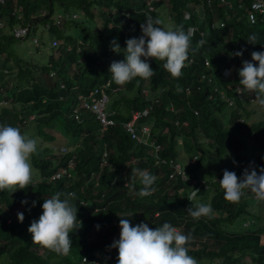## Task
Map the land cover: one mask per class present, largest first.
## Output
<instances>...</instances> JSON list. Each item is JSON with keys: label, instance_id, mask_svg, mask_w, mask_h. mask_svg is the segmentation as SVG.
<instances>
[{"label": "trees", "instance_id": "obj_1", "mask_svg": "<svg viewBox=\"0 0 264 264\" xmlns=\"http://www.w3.org/2000/svg\"><path fill=\"white\" fill-rule=\"evenodd\" d=\"M252 1L5 0L0 4V19H5L0 27V101L6 102L0 103V124L20 128L22 133L36 138L43 149L38 152L37 146L32 186L0 191V264L117 263L118 248L111 245L119 239L116 233L122 218L132 225L147 223L150 228L168 222L190 235L192 239L186 247L198 264H264V200L254 198L255 193L245 189V195L233 203L225 200L224 190L199 188L190 201L187 185L176 174L174 179L168 177L174 172L170 160L190 148L197 150L199 156L196 164L188 163L190 172L194 167H211L207 156L212 154L217 161L212 173L219 172L218 167L223 172L226 166L229 171L237 169L234 172L242 177L250 162H254L258 174L264 167V121L253 116L251 106L242 113L239 108L229 109L226 100L214 90L215 86L223 87V83L232 87V82L222 79L223 66L241 58V62L248 60L258 66L251 53L264 52V16L259 15L253 24L246 19L245 8ZM42 8L45 10L41 13ZM12 11L23 14V23L48 25L49 42L40 41L35 48L40 49L41 45L51 49L49 63L17 62L11 46L18 39L3 35L16 23ZM58 14L62 16L58 18ZM148 16L160 18L164 25L173 28L183 26L185 32L189 26L196 27L191 47L197 50L190 51L191 62L186 61L179 78L164 69V61L150 59L155 72L151 78L136 77L117 85L108 71L110 64L125 58V41L142 35L140 25ZM114 20L118 24L112 23ZM71 28L79 30L80 43H73L68 34ZM251 36L256 37L254 44L247 40ZM53 40L57 41L56 46H52ZM113 40L121 52L112 50ZM201 40L204 44L198 47ZM241 49L242 56L231 57L234 50ZM108 79L118 90L111 104L117 110L113 116L117 124L100 132L90 114L85 124H78L70 114L73 99L80 93L88 96L97 84ZM189 85L194 87L188 96L185 88ZM198 86L201 91L195 88ZM144 87L153 92L152 97L145 96ZM226 92L235 95L227 86ZM209 94L220 102L218 108L216 103L213 105L223 111L226 119L221 124L213 119L215 126L211 129V101L206 99ZM150 105L153 108L144 120L160 130L161 135L155 137L159 144L156 155L153 148L145 152L142 145L133 149L129 134L120 124L130 118L131 110ZM235 105H242V101L235 97ZM195 109L198 114H194ZM31 116L35 118L30 119ZM184 119L189 126L182 124ZM33 127L36 132L31 130ZM84 131L88 138L77 148L76 159L70 154L60 156L44 143L62 139L75 142ZM177 137L183 138L182 145L176 142ZM204 137L211 141L210 146L219 143L230 150L234 148V156L222 157L221 149L225 147L209 148L199 141ZM104 151L109 152L108 163L101 169ZM69 158L71 167L67 166ZM62 169L65 173L60 178L49 180L52 173ZM140 171L156 177V191L151 195L139 194L143 187ZM56 192L76 193L72 203L82 221V227L70 233L73 243L67 255L32 242L28 231L31 222L42 214L44 200ZM23 200L27 203L22 204ZM198 202L211 205L210 217L194 219L189 215L188 208ZM18 212L24 214L23 222L18 220ZM9 216L11 221L7 223Z\"/></svg>", "mask_w": 264, "mask_h": 264}, {"label": "clouds", "instance_id": "obj_2", "mask_svg": "<svg viewBox=\"0 0 264 264\" xmlns=\"http://www.w3.org/2000/svg\"><path fill=\"white\" fill-rule=\"evenodd\" d=\"M4 3L5 0L0 1V4ZM44 10L45 8H42L41 13ZM245 11L247 15L246 19L248 20L250 5L246 6ZM12 15L15 17L16 23L11 28L10 34L18 40H23L31 36L32 43L36 45L39 44L40 36L33 33L35 29L29 21L23 23V14L18 11H12ZM259 15L264 16V12L257 13V18ZM61 16L60 14L57 15L58 18ZM2 25L1 22L0 27H2ZM40 25H43L44 29H48L46 23L40 22ZM140 26L142 35L129 38L125 41L126 48L123 49L125 58L123 60L111 62L108 71L112 74V80L117 85H124L131 82L136 77L143 79L151 78L155 72L149 63L150 59L164 61V69L168 71L173 78H179L182 75V69L186 66V61L189 60L188 62H191L189 59L190 51L195 52L197 50L191 47V37L193 33L188 32V30L185 32L183 26L173 28L164 25L163 20L151 16L146 17L145 22ZM18 27L27 28V34L20 38L15 37L13 30ZM255 39V36H251L247 40L249 43H253ZM203 44V40L199 41L198 47ZM111 45L113 51L117 53L121 52L120 45L115 40L111 42ZM242 55L243 49L237 52L234 50L231 53L232 58ZM251 57L252 61H258V66L248 60L241 62L242 58L240 60H234L230 66H223V69H221L222 79L224 82H232V87L230 85L228 86V83H223V87L215 86L214 90L221 94V99L226 100L229 109L239 108V113H242L245 109H248L246 107L251 106L252 110L249 109V111L255 114L253 116L259 121H264V52L253 51ZM102 83L97 84L95 87ZM226 86L234 91V96L227 94ZM192 87L194 86L190 87L189 85L185 88L186 95L188 94L189 96L191 94L193 90ZM195 88H197L198 91L202 89L199 86ZM92 91L88 96L84 94L89 98L88 100L95 98L92 97ZM142 91L147 97L153 96V94H151L153 92L148 88L145 89L144 87ZM117 92L118 90L114 93H110V96H115ZM211 94L206 97L207 100L211 101V113L209 114L211 119L208 123L209 129L215 126V124L212 123L213 119L217 120V124L226 121L223 111L220 108L216 109V107H219L220 102L215 100L214 96ZM116 96H118V94ZM77 97L73 99L70 114L78 124H85L89 120L87 114L93 116V121L97 122L100 132H104L117 124L116 119L113 117L116 116L117 110L108 107L110 100L107 105V110L115 111V114L110 116V118L115 120V123L112 126H108L106 130L103 131L94 115L80 106ZM235 97L242 101V105H235ZM2 101H0V103H2ZM213 103H216V107H214ZM152 108L153 107L150 105L142 109H133L129 112L130 118L120 122V124L129 134V139L133 143L132 146L135 145V147H137L142 145L145 146L148 151L153 148L155 152L152 153L156 155V151L159 150V144H157L158 142H156L155 137L161 135L160 130L151 122H146L144 120L148 117V113ZM171 110L174 111V109ZM76 111L81 115V118L75 117ZM198 113V109H195L194 114ZM259 116H263V119H259ZM33 118H35V116L30 117V119ZM240 118L241 121L244 120V117ZM178 123L179 122H176V124ZM128 124L132 127L136 137H133L132 133L128 130ZM182 124L189 126V121L184 119L182 120ZM166 132L167 129H164V133ZM85 137L88 138L87 131L82 132L81 136L75 142H71L68 139L64 141V139H62L58 142H46L44 140V143L52 149V152L60 153V156L70 154L71 158L76 159L78 155L77 148L80 145L83 146V139ZM202 139L203 141H199L206 144L209 148L227 147L223 144L219 145V143H217L215 147L213 145L210 146V140L205 137ZM41 140L43 139L41 138ZM175 140L178 145L183 144L182 137H177ZM206 145L203 146L206 147ZM37 146L39 147L38 152H41L43 149L40 148V143L36 138L31 137L28 133H22L18 127L0 124V191L5 189H26L29 185L32 186L35 183L33 182L31 157L37 152ZM234 150L235 149L232 148L231 156H234ZM262 154L264 155V151H262ZM102 155L100 168L104 169L102 165L108 163L107 158L109 152L104 151ZM176 157L177 158L170 160L173 162L172 166L174 172L169 173L168 177L174 179L176 178V174V176L187 185L189 188L188 199L190 201L194 200L199 188L211 190V192L218 189L220 191L224 190L225 200L233 203L238 202L240 198L245 195V189L255 193L253 196L254 198L257 197L259 200H264V167H260L258 174L254 162H250L249 166L244 169L242 177H238L235 173L237 169L234 170L235 172L227 169L222 172L218 167L219 172L212 173L215 166L211 165V167L206 169L205 173L198 175L202 178L200 179L195 177L198 169L194 167L192 173L189 171L190 167L188 168V163L196 164L197 158L199 157L197 153H195L191 159H188V161H184L182 158H179L178 155ZM225 160L226 159H224V161ZM160 161L163 162L164 160ZM71 162V159L67 162L68 167L72 166ZM175 163L179 165L183 175L175 168ZM135 171L136 169H134V172ZM64 173V169L52 173L49 176V180L53 181L58 179ZM139 175L143 185L139 194L141 196H147L154 193L156 189L153 185L156 177L146 171H140ZM61 197H63V199ZM75 198L76 193L74 192H56L55 195L44 200L42 204V214L39 216L38 220H33L28 228V231L32 234V242L58 254L67 255L70 252L73 243L70 233L82 227V221L77 218L78 209L72 203ZM21 203L26 204L27 201L23 200ZM33 205H35V201H33ZM188 212L192 218L199 219L202 216L210 217L212 208L211 205L198 202L193 207H189ZM17 216L18 220L23 222L24 214L18 212ZM10 221L11 216L8 217L7 223H10ZM119 226V239L115 240L111 245V247L118 248L117 264H198V261L188 254L189 249L186 247L192 237L183 234L168 222H164L162 226L150 228L148 224L144 222L133 226L128 219L122 218L119 221ZM98 227L99 225H97V228Z\"/></svg>", "mask_w": 264, "mask_h": 264}, {"label": "rangeland", "instance_id": "obj_3", "mask_svg": "<svg viewBox=\"0 0 264 264\" xmlns=\"http://www.w3.org/2000/svg\"><path fill=\"white\" fill-rule=\"evenodd\" d=\"M112 23L118 24V21L114 20ZM40 31H41V25L39 22L37 25V29H36L35 34L37 36H40V41L48 43L49 42V36L47 34L40 33ZM68 34L73 37V39H74L73 43H80L81 42V38H80L81 36H80V32L78 29L71 28L68 30ZM13 43H14V45L11 46L13 49L12 54H14L16 56L15 58H16L17 62L28 63V64H32V63L33 64H47V63H49V53L51 52V49L50 48L48 49V48H46V46L44 47L43 45H42L43 47H41V45H40V47H39L40 49H36L35 48L36 44L32 43L31 36H29L23 40H15V41H13ZM0 92H1V90H0ZM114 98H115L114 95L110 96V103H109L108 107H111V104H112V101ZM253 115H255V114H253ZM259 119H263V116H259ZM34 127L31 130L36 132V130H34ZM64 141H65V139H64ZM132 148L133 149L136 148L135 145H133ZM221 150L223 152L222 157L227 158L231 155L232 151L228 147L222 148ZM144 151L147 152L145 147H144ZM196 152H198V151L193 149V148H190L188 150H183L182 153H184V154H179L178 157L182 158L184 161H188V159H191ZM145 155L148 156V154H145ZM146 156H144V157L146 158ZM37 157H38V155H36V154L32 155V157H31V164H32V172L33 173H34V168H35L34 162H35ZM207 161L211 162L210 163L211 165L217 164L216 163L217 161L215 160L213 154L209 157L207 156ZM223 166H224V164H223ZM203 167H201L200 169L197 170V172H196L197 175H200L201 173L206 172V169H204ZM225 169H227L226 166L224 167L223 170H225ZM200 179H202V178H200ZM262 214L264 215V210H263ZM136 224H139V223H135V224H133V226H135ZM119 234H120V228L118 229V231L116 233L117 238L119 237ZM261 242H264V235L262 236ZM112 264H117V263L112 261Z\"/></svg>", "mask_w": 264, "mask_h": 264}, {"label": "built area", "instance_id": "obj_4", "mask_svg": "<svg viewBox=\"0 0 264 264\" xmlns=\"http://www.w3.org/2000/svg\"><path fill=\"white\" fill-rule=\"evenodd\" d=\"M3 1V0H0ZM229 3V2H228ZM263 13L264 12V1L263 0H253L250 4V12L248 14V20L250 23H254L257 19V13ZM196 30V27L191 26L188 29V32L193 33ZM13 34L15 37L20 38L27 34V28L24 27H18L13 30ZM36 40V39H34ZM52 45L56 46L57 41L53 40ZM116 88H113L111 86V81L108 79L104 81L101 85L94 88L92 91V97H95L91 100H88L89 98L85 96L84 94H79L77 97L78 102L80 103V106L85 109L87 112H90L94 115L95 119L98 121L101 130H106L108 126H112L115 123V120L110 118L111 115L115 114V111H108L107 105L110 100V93L116 92ZM2 103H6L5 101H2ZM76 118H81V115L76 111L75 114ZM128 130L132 133L133 137H136V135L133 132L132 127L130 124H128ZM171 164L173 162L171 161ZM175 168L178 169V172L183 175V172L179 168V165L175 163Z\"/></svg>", "mask_w": 264, "mask_h": 264}, {"label": "crops", "instance_id": "obj_5", "mask_svg": "<svg viewBox=\"0 0 264 264\" xmlns=\"http://www.w3.org/2000/svg\"><path fill=\"white\" fill-rule=\"evenodd\" d=\"M4 20H5V19H2V18H1V19H0V23H1L2 21H4ZM31 25H32L33 28L36 30V29H37V25H38V23H37V24L32 23ZM10 31H11V28H7V29L3 32V35L5 34V35H8V36H9ZM40 33H42V34H47V35L49 36L47 30L44 29V26H43V25H41V31H40Z\"/></svg>", "mask_w": 264, "mask_h": 264}]
</instances>
